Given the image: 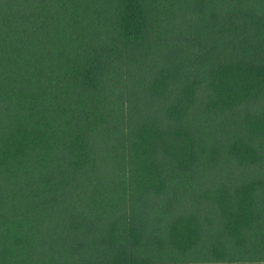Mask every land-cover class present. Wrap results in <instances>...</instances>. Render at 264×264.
<instances>
[{
    "label": "trees",
    "instance_id": "16d2710c",
    "mask_svg": "<svg viewBox=\"0 0 264 264\" xmlns=\"http://www.w3.org/2000/svg\"><path fill=\"white\" fill-rule=\"evenodd\" d=\"M0 264H264V0H0Z\"/></svg>",
    "mask_w": 264,
    "mask_h": 264
}]
</instances>
